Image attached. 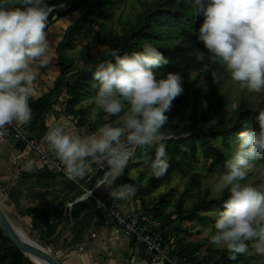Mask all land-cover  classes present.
<instances>
[{
	"label": "clouds",
	"instance_id": "clouds-1",
	"mask_svg": "<svg viewBox=\"0 0 264 264\" xmlns=\"http://www.w3.org/2000/svg\"><path fill=\"white\" fill-rule=\"evenodd\" d=\"M196 14L203 16L197 38L209 55L198 56L202 65L221 64L230 78L250 92L264 90V0H193ZM51 8L46 0H0V135L6 126L31 121L29 99L35 93L37 72L33 65L50 64V43L46 35ZM96 66L93 80L97 94L89 119L95 121L98 110L118 119L105 123L86 137L71 134L59 124L46 132L44 139L63 166L65 175L76 180L89 169V158L104 170L97 188L109 189L112 201H124L135 195L133 185L113 187L138 148L155 147V157L145 156L150 175L159 179L167 173L164 129L166 111L182 91L181 77L156 73L166 59L157 48L145 44L143 50L120 55ZM213 82L221 76L213 71ZM207 107V102H203ZM123 113V115H121ZM258 128L240 131L233 156L225 161L214 190H227L228 198L216 213L215 234L211 242L230 254L249 253L247 241H254L255 254L264 256V191L244 183L252 162L264 157V109L254 117ZM89 197L92 195L87 190ZM97 206L103 203L97 201ZM39 264V261H36Z\"/></svg>",
	"mask_w": 264,
	"mask_h": 264
},
{
	"label": "trees",
	"instance_id": "trees-1",
	"mask_svg": "<svg viewBox=\"0 0 264 264\" xmlns=\"http://www.w3.org/2000/svg\"><path fill=\"white\" fill-rule=\"evenodd\" d=\"M65 2L66 0H46V3L54 8L50 11L46 22V33L56 19L72 16L75 13H78L79 17L63 30L61 39L55 44L54 53L59 70L58 78L48 93L37 98L32 96L29 99L32 122L29 127H24L25 130L32 133L35 131V124L40 123L38 127L40 135L37 140L45 137L50 127H46L43 122L44 114L52 106V98L60 99L61 96L66 99L65 111L67 116H71L69 119L72 121L76 120L73 116L80 117L78 122L85 123L86 112L76 110V107L86 99H94L97 94L98 89L93 87L96 84V81L93 80L95 66L105 60L113 59L109 55L112 51H117L121 56L130 55L132 52L142 51L143 46L149 44L157 48L167 61L159 69L154 70L158 75L166 78L170 72L185 74L199 69L209 95L208 98L191 100L190 106L186 108L187 112L185 111V121L181 118V113L186 107V97L182 94L173 100L171 108L166 111L168 123L165 127L171 126L168 135L170 138H164L162 141L166 145V159L170 165L167 173L171 175L176 172L185 174L192 172L197 163L196 154H199L207 164L208 172L224 169L227 160L224 154L227 147L231 142L238 143L237 134L240 131L258 128L254 117L264 109V103L259 104L256 108H249L242 104L232 117H228L225 110L226 102L219 94L218 85L213 82L211 75L213 71L219 74L220 64L207 62V65L204 66L198 59L200 54L207 57L209 52L203 42L197 38L198 30L203 23V16L196 14L193 0H151L150 3L143 4L135 18L127 20L119 31L112 25L107 28V22L113 20L111 7L115 5L114 0H72L64 11L58 10V7ZM90 33H92L94 42L106 50L100 60L90 59L86 53L81 52L79 57L84 64L91 63L94 66L74 69L72 68L74 60L70 59L68 54L76 50V43L80 38L84 41ZM179 39L185 40V42L176 45L175 41ZM204 101L207 102L206 108L203 106ZM200 109H202L201 113ZM116 118V116H111L108 123L115 124ZM103 121V117L100 115L93 126L98 127ZM217 140L221 141L224 151L214 145L213 142ZM10 141L16 143L20 151L23 152L26 149L24 144L14 140ZM142 151L145 152L143 157L154 159L155 147L138 148L129 159L122 175H126L129 169L135 166V157H138ZM254 162L264 168V157ZM100 172L98 171V173ZM25 176L35 177L47 183L54 182L59 177L64 182L63 189H66L71 195L67 194L69 197L67 196L65 199L53 197L50 202L45 201V205H41L39 208L26 210L25 215L30 218V227L32 231L36 232L38 241L43 242V247L53 245L60 237L58 241L62 239L63 248L75 249L85 241V232L89 229L90 224L95 226V223L104 220L105 213L97 206L96 199L105 196H101L98 192L99 197H97L95 194L97 189L90 197L74 203L69 213H64L63 205L69 202L73 203L80 198L85 193L83 189L85 187H78L77 184L61 174L53 173L47 166L33 173H26ZM121 176L117 179V183ZM93 178H90L89 181ZM88 186L89 184L86 187ZM145 192L142 191L141 194ZM49 195L47 191H44L37 193L35 198L44 202ZM228 196L227 190L221 192L217 198H210L207 192L201 194V191H198L195 198H191L189 190L186 189L176 201V210L165 213L170 204L171 192H169L160 196L152 207L149 206L150 203L146 204L142 201L141 205L144 211L141 221L146 225L148 231L160 233L164 250H168L170 240L174 239L168 256L171 259H176L179 264H250L254 252L252 247L254 241L246 242L251 254H238L237 258L232 260L229 259L230 254L225 249H212L208 254L198 256L197 250L200 245L185 242L182 237L177 235L178 233H188L180 226L181 223L192 222L202 212L212 209L221 210ZM188 199L189 201L193 200L189 205L184 206ZM111 202L112 200L109 198L106 204ZM116 203L120 205V201H116ZM58 227H60L59 233L55 235ZM65 231L69 233L66 237L62 235ZM0 264H33L12 244L1 228Z\"/></svg>",
	"mask_w": 264,
	"mask_h": 264
},
{
	"label": "rangeland",
	"instance_id": "rangeland-1",
	"mask_svg": "<svg viewBox=\"0 0 264 264\" xmlns=\"http://www.w3.org/2000/svg\"><path fill=\"white\" fill-rule=\"evenodd\" d=\"M72 0H66L58 10L64 11L65 8L71 3ZM115 5L112 8L113 20L111 22H107V28L112 25L116 30H120L122 25L127 20H133L136 14L142 9V5L146 3H150L151 0H114ZM79 17L78 13L73 14L72 16L63 17L61 19H56L55 23L52 24L48 32L46 33L47 39L50 43V55L51 60L50 64L47 67H39L38 62L33 65L35 71L37 72L36 80H35V93L33 97L37 98L42 96L43 94L48 93L55 80L58 78V66H57V58L54 53V47L56 42H58L62 37L63 30L70 24L74 23V21ZM185 42V40L179 39L176 40V45ZM105 48L95 43L92 39V33L88 34L87 39H82L76 43V50L70 52L68 57L74 60V65L72 68L77 69L83 66L93 67L94 64H84V62L79 57L81 52L86 53L88 58L94 60H100V57L104 54ZM97 66V65H96ZM95 66V67H96ZM181 77V85L183 88L182 95L186 97V107L181 113V118L186 120V112L190 102L194 98H208V90L205 86L204 79L202 77L201 71L193 70L189 73L178 74ZM219 75L221 76L220 81L217 83L219 88V94L224 98L226 102L225 110L228 114V117H232L234 112L240 108L242 104L247 105L249 108H256L259 104L264 103V90L261 92H250L247 88L240 86L237 82L233 81L230 78L227 70L220 64L219 66ZM65 97L61 96L60 99L58 97L52 98V106L47 110L44 114L43 122L45 126L52 127L57 124L63 126L71 123V126L65 129L67 132L71 134H76L81 137L89 136L95 133L101 125L108 123L111 116L105 114L104 112L98 110L99 115L103 117V123L100 126H93L94 122L89 119L90 113L94 108V99H86L81 102L76 110H82L86 112L85 117L87 118L85 123L78 122V118L74 117L76 120H70L71 116L66 115L65 107ZM186 111V112H185ZM202 112V109L199 110ZM123 115V113H121ZM97 117V118H98ZM118 117L115 119V121ZM77 121V122H76ZM30 121L24 125L20 126L22 131L25 130V126L29 127ZM77 123V124H76ZM40 123L35 124V131L28 132L30 136H32V141L37 144L38 150H43L48 155L56 157L54 152L51 150L50 146L45 141L44 137H41L39 140L37 138L40 135V130L38 127ZM231 128L233 126H230ZM164 133V138H170L168 135L171 131V126L164 127L162 129ZM220 150H223V146L220 140L213 142ZM44 144V145H43ZM44 146V149H43ZM237 144L232 143L227 147L225 151L226 159H230L235 150ZM18 145L10 140L0 139V208L7 215L11 224L15 227V229L25 238L34 242L40 246L43 245V242L38 241L37 234L35 231H32L30 227V218L26 216V210L30 208H39L41 205H45L46 202H50L53 197L65 199L68 195L71 196L66 189H63L64 182L59 177L55 179L54 182L47 183L46 181L38 180L35 177H27L26 173H33L36 170L40 169L38 164V157L35 156L33 151H29L28 149L23 152L18 149ZM224 151V150H223ZM145 152H140L138 157H135V166L130 168L126 175H122L120 181L117 183L115 181L113 187L119 186L124 183H128L134 186L135 195L131 198L120 201V205L116 203V210L121 214L126 213H138L143 214L142 201L146 204L150 203L149 206L152 207L158 200L160 196L166 195L171 192V197L169 198L170 204L166 208L165 213L173 212L176 210V201L179 195L184 192L186 189L189 190V196L191 198H195V194L198 191H201V194L207 192L208 197L217 198L221 195L220 191L214 190V185L218 180V175L224 171V169H220L216 172H208L207 164L203 161L202 157L199 154H196L197 163L195 164V170L189 172L187 174L182 172H176L171 175L166 173L164 176L159 179L154 178L150 175L149 169L143 163V155ZM57 158V157H56ZM89 169L87 170L86 175L83 178H77L75 181L80 183H75L78 187L83 186L85 188L84 191L90 189L91 191L94 188H97L96 185L99 181H101L104 170L95 163L91 162V158H89ZM253 167L249 170L246 180L244 183H249L259 190L264 191V168L252 162ZM98 171H101L98 173ZM63 176V175H62ZM66 177V176H65ZM94 177V178H93ZM67 178V177H66ZM90 178H93L89 181ZM69 179V178H68ZM82 179V180H81ZM71 180V179H69ZM72 181V180H71ZM87 184H89L88 187ZM139 188V189H138ZM47 191L50 195L43 201H38L35 198L37 193H42ZM142 191H146L141 194ZM101 196H105L103 198H97L96 201H101L103 204H106L107 200L110 198L109 189L105 187H99L96 190L97 197H99V193ZM136 192H138L136 194ZM68 194V195H67ZM83 195H88V191ZM81 195V197L83 196ZM68 196V197H69ZM186 200L184 206L190 204V202ZM71 203V202H69ZM125 206V207H124ZM101 208V207H100ZM218 209H212L211 211L202 212L199 217L195 218L192 222H183L181 223V227L187 230V234L178 233L179 237H182L185 242H191L195 244H199V248L197 250L198 256L206 255L212 249L220 250V248L216 247L211 242V237L215 234V222H216V213ZM63 226V225H62ZM68 231L63 232V236L66 235ZM31 237H29L27 234ZM57 235V233L55 234ZM60 238V237H59ZM58 238V239H59ZM54 242L53 245L49 247H44L46 250H49L50 253L55 257L56 260L60 264H64L62 258L60 257V250H67L68 253L75 249H67L63 248L60 239ZM55 240V239H54ZM174 239L170 240L168 250L165 249V252L168 254L170 251L172 242ZM136 245V244H135ZM137 246V245H136ZM43 247V246H42ZM78 248V249H79ZM64 252V254H67ZM73 253V252H72ZM141 253V249H140ZM141 257L142 254H141ZM168 258L171 261H175L176 259ZM143 260H145L143 258ZM159 260V259H158ZM149 264H161V261L152 262L150 260H145ZM36 264V263H35ZM166 264V263H165ZM250 264H264V256H260L252 253V258L250 260Z\"/></svg>",
	"mask_w": 264,
	"mask_h": 264
},
{
	"label": "built area",
	"instance_id": "built-area-1",
	"mask_svg": "<svg viewBox=\"0 0 264 264\" xmlns=\"http://www.w3.org/2000/svg\"><path fill=\"white\" fill-rule=\"evenodd\" d=\"M63 126L65 129H67L71 126V123L68 122V124ZM0 139L14 140L24 144L26 146V150L28 149L29 151H33L35 156L38 157L40 169L44 166H47V168L53 173L61 174L63 177L66 176L63 166L60 164L58 158L48 155L43 150H38L37 144L32 141L28 131H22L20 126H18L16 123L6 126V131L3 135H0ZM43 142H46V140L40 142V144ZM66 179H68V177ZM72 181L78 184V181ZM96 189L97 188H94L92 193ZM73 203H66L63 205L64 213L70 212ZM101 209L103 213H105L104 219L113 220L115 224L120 227L122 231L128 235L137 246L140 247L141 254L145 260H150L152 262L161 261V264H177L174 260L171 261L168 258V254L163 249L160 233L148 231L146 225L142 223L141 214L126 213L123 215L120 213V211L118 212L116 210L115 201H112L110 204H103Z\"/></svg>",
	"mask_w": 264,
	"mask_h": 264
},
{
	"label": "crops",
	"instance_id": "crops-1",
	"mask_svg": "<svg viewBox=\"0 0 264 264\" xmlns=\"http://www.w3.org/2000/svg\"><path fill=\"white\" fill-rule=\"evenodd\" d=\"M95 224H90L86 230L85 241L80 248L78 246L73 253L60 250L64 264H149L141 257L140 247L132 243V239L113 220L104 219ZM59 230L60 227L57 234Z\"/></svg>",
	"mask_w": 264,
	"mask_h": 264
},
{
	"label": "water",
	"instance_id": "water-1",
	"mask_svg": "<svg viewBox=\"0 0 264 264\" xmlns=\"http://www.w3.org/2000/svg\"><path fill=\"white\" fill-rule=\"evenodd\" d=\"M51 10L54 8L50 7ZM0 228L4 235L12 242V244L33 264H35L28 255L39 257L49 264H60L55 257L44 247L31 242L22 236L10 223L5 213L0 208Z\"/></svg>",
	"mask_w": 264,
	"mask_h": 264
},
{
	"label": "bare ground",
	"instance_id": "bare-ground-1",
	"mask_svg": "<svg viewBox=\"0 0 264 264\" xmlns=\"http://www.w3.org/2000/svg\"><path fill=\"white\" fill-rule=\"evenodd\" d=\"M86 197H88L87 195H84V196H82V197H80V198H78L74 203H78V202H80V201H82V200H84ZM73 203V204H74ZM72 204V205H73ZM5 213V212H4ZM5 216L7 217V215L5 214ZM8 218V217H7ZM11 223V222H10ZM13 226V225H12ZM14 227V226H13ZM15 228V227H14ZM30 258H31V260L34 262V263H36V261H39V264H49L47 261H45V260H43V259H41V258H39V257H35V256H33V255H28Z\"/></svg>",
	"mask_w": 264,
	"mask_h": 264
}]
</instances>
